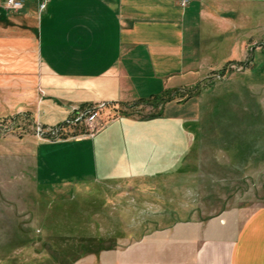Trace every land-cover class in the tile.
I'll return each instance as SVG.
<instances>
[{"label": "crops", "instance_id": "1", "mask_svg": "<svg viewBox=\"0 0 264 264\" xmlns=\"http://www.w3.org/2000/svg\"><path fill=\"white\" fill-rule=\"evenodd\" d=\"M221 4L264 5V0H22L17 11L6 10L0 0V119L27 112L39 123L55 125L74 109L100 104L102 111L116 109L186 91L198 83L204 66L196 30L202 21L216 25L221 13L212 6ZM4 19L20 20L22 30L1 28ZM190 34L194 56L186 50ZM185 107L186 100L168 102L150 118L115 114L103 118L91 136L39 144L36 177L45 184L90 180L130 186L185 176L191 125ZM100 260L264 264V207L246 215L229 211L177 221Z\"/></svg>", "mask_w": 264, "mask_h": 264}, {"label": "rangeland", "instance_id": "2", "mask_svg": "<svg viewBox=\"0 0 264 264\" xmlns=\"http://www.w3.org/2000/svg\"><path fill=\"white\" fill-rule=\"evenodd\" d=\"M213 7L221 13L216 25L202 21L196 30L204 60L199 81L170 101L186 100L191 124L185 176L130 186L45 184L36 177L39 144L91 136L120 112L158 114L160 99L102 108L91 124L46 125L27 112L0 119V264H101L103 253L177 221L264 207V5ZM5 25L23 28L20 20L4 19ZM193 38L186 42L191 56ZM60 126L58 134L37 131Z\"/></svg>", "mask_w": 264, "mask_h": 264}, {"label": "built area", "instance_id": "3", "mask_svg": "<svg viewBox=\"0 0 264 264\" xmlns=\"http://www.w3.org/2000/svg\"><path fill=\"white\" fill-rule=\"evenodd\" d=\"M4 5L7 9H17L22 6V0H4ZM43 6L44 4L41 5V7ZM104 106H105L104 104H100L96 107L90 106V107L76 109L75 116L73 118L65 119L62 124L69 125V124H79L82 122L91 124L93 120L97 117V112L101 110ZM51 129L48 131H43L40 130V128H37V131L38 134H58L60 131H62L61 126Z\"/></svg>", "mask_w": 264, "mask_h": 264}, {"label": "trees", "instance_id": "4", "mask_svg": "<svg viewBox=\"0 0 264 264\" xmlns=\"http://www.w3.org/2000/svg\"><path fill=\"white\" fill-rule=\"evenodd\" d=\"M230 63H232V62H230ZM174 94H176V92L175 93H173V92H171V93L170 92H164L163 94H160V95H157V96H153V97H150V98H147V99H140L138 101L139 102L149 101V100H152V98H156V99H160L161 104L164 105L165 103H168V102L172 101V99H173L172 96H174ZM159 114L160 113H158V114L156 113V114H153V115H150V116H146V117H143V118H150V117L157 116ZM120 115H122V116H132L133 114L130 113V112L124 111V112H120Z\"/></svg>", "mask_w": 264, "mask_h": 264}]
</instances>
